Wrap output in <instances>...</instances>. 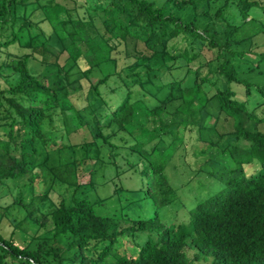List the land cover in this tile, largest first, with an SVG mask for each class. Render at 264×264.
<instances>
[{"label": "trees", "instance_id": "16d2710c", "mask_svg": "<svg viewBox=\"0 0 264 264\" xmlns=\"http://www.w3.org/2000/svg\"><path fill=\"white\" fill-rule=\"evenodd\" d=\"M29 7L40 8L38 33L30 31V22L23 25ZM30 60L56 67V79L34 72ZM260 66L264 0H165L162 6L149 0H0V183L28 179L30 186L38 166L50 185L74 187L71 200L61 197L48 215L33 208L42 196L25 203L20 193L13 202L24 210L18 226L33 234L21 241L0 232V259L264 264V83L246 77ZM164 113L168 125L159 119ZM137 115L159 122L141 125L142 138L130 141L148 159L141 172L153 175L149 190L156 208L152 216L115 229L89 196H77L83 190L77 163L59 159L58 151L69 148L76 133L85 146L113 150V136L127 132ZM176 126L182 136L171 137V146L151 159L144 147L152 144L158 152L157 141ZM209 147L231 158L232 165L210 171L221 170L222 186L190 209L186 223L166 225L159 208L170 187L162 175L167 153L183 148L208 162ZM10 207H0V219ZM138 231L148 236L135 254L118 239Z\"/></svg>", "mask_w": 264, "mask_h": 264}, {"label": "rangeland", "instance_id": "374dc122", "mask_svg": "<svg viewBox=\"0 0 264 264\" xmlns=\"http://www.w3.org/2000/svg\"><path fill=\"white\" fill-rule=\"evenodd\" d=\"M149 1H153L157 6H162L165 2V0ZM24 16L23 25L26 26L30 22L31 32L38 33L39 27L43 28L42 23H38L41 17L39 7L25 9ZM48 31L46 30V32ZM173 42L174 44L178 43L175 40ZM28 64L34 72L47 75L48 82L57 77L56 67L48 70L34 60H30ZM244 64L243 66L245 67L247 64ZM261 67L259 69L261 70L260 72L248 73L246 77L251 82L264 83V67ZM7 73H9V70H7ZM72 96H74V93H72ZM263 111L264 106L261 109V112ZM57 115L58 111H56L54 116L55 125L57 130L62 132L63 128H61V122L57 120ZM139 117L137 115L134 118L132 125L128 126L127 132H118V135L113 136L112 141L117 144L113 150L108 151L107 147H98L95 143L85 146L80 141L81 135L76 133L75 136L70 138L71 146L66 149L59 147L58 151L60 153L59 159L65 160V158H69L70 161L77 163V180L80 188L83 189L77 196H82L81 194L89 196L88 199L93 203L96 213L107 216L115 229L128 226L133 221L152 216L156 208L152 192L149 190L153 187V175L150 173L149 176H145L141 172L148 159L141 158L138 152L133 151L130 141L131 137L133 139L142 138L140 134L141 125L151 128L159 126V122L152 123ZM159 119L167 124L170 115L164 113ZM158 131L161 130L158 129ZM104 132L108 133L109 129L106 128ZM182 134L181 127L178 128L176 126L171 136L157 141L156 148L158 152L153 150L152 144L146 145L144 147L145 151L151 159L157 156L160 157V154L166 148H169L171 137H181ZM64 137L66 138V136ZM50 142H53L51 136L48 140V143ZM23 149L30 151V144L24 143ZM52 149H55V146H52ZM170 153L169 155L168 152L165 157L167 159L162 172L170 187L164 193V204L159 208L160 218L166 225L173 222L186 223L189 220L190 209L198 201L222 186V179L218 177L222 173L221 170L216 173H211L210 171L221 169V165H232L228 153L221 152L217 147H209L207 149V157L211 160L208 162L203 156L197 155L195 152L185 153L183 148H179L173 155L172 152ZM40 160L41 156L37 154L34 161L38 163ZM36 167V177L30 186L27 185L28 179H20L15 184L10 181L0 183V207L11 206L8 215L6 214L0 219V232L6 238L13 236L17 240L22 241L33 234L32 231L24 230L23 226H18L24 215V210L13 204V202L20 193H22L25 203L32 198L35 199L42 196L40 201L33 205L34 209H38L36 212L38 215H48L63 196L67 202L71 200V193L74 187H67L65 184L58 182L50 185L45 178V169L39 170V167ZM89 171H91L93 186L90 183ZM40 233H42V230ZM147 236V232L138 231L131 236L125 234L118 239V242L121 244L126 243V248L136 254L138 246L146 240ZM204 263L202 260H197L190 264ZM0 264L19 263L11 261V258L3 257L0 259Z\"/></svg>", "mask_w": 264, "mask_h": 264}]
</instances>
